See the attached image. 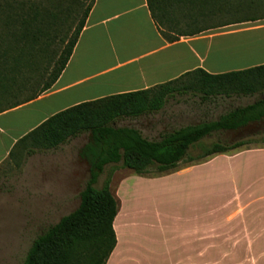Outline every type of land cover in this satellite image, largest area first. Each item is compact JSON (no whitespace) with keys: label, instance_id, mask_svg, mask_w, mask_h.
<instances>
[{"label":"rangeland","instance_id":"1","mask_svg":"<svg viewBox=\"0 0 264 264\" xmlns=\"http://www.w3.org/2000/svg\"><path fill=\"white\" fill-rule=\"evenodd\" d=\"M33 1L45 16L41 30L0 33V112L25 103L50 83L94 0ZM151 1L157 22L171 36L264 25V0ZM142 32L141 26L133 30L135 36ZM123 41L115 36L118 44ZM262 61L264 31H256L215 40L208 65L225 72ZM245 98L258 99L177 97L160 114L119 125L135 126L155 140L165 131L215 121L246 105ZM46 104L0 118V155L14 138L60 107ZM263 134L260 125L252 124L207 138L167 172L118 170L111 192L119 205L115 222L121 238L114 223L117 243L107 264H264ZM218 140L246 145L205 157ZM87 143L88 136H81L56 151L19 154L0 165V264H23L35 239L79 208L89 179V164L80 157Z\"/></svg>","mask_w":264,"mask_h":264},{"label":"trees","instance_id":"2","mask_svg":"<svg viewBox=\"0 0 264 264\" xmlns=\"http://www.w3.org/2000/svg\"><path fill=\"white\" fill-rule=\"evenodd\" d=\"M94 2L87 8L50 83L37 96L6 111L38 99L55 85L73 55ZM149 5L156 19L151 0ZM44 19L40 4L33 0H0V33L41 30ZM252 21L255 20L247 22ZM168 39L178 41V37L173 35ZM192 94H203L204 102L221 96L258 99L251 105L228 111L215 121L162 132L155 140L145 137L135 126L119 125L123 121L134 122L160 114L171 100ZM262 121L264 65L218 75L199 69L149 90L83 103L53 115L20 139L9 157L19 154L29 157L38 152L56 151L72 139L87 135L88 143L81 149L80 157L89 164V179L81 193L79 208L38 236L23 264H107L117 243L114 223L119 205L111 192V183L118 170L129 169L143 175L152 169L161 172L176 169L205 139L238 132ZM244 145L245 141L230 144L218 140L211 145L205 157L225 154ZM108 169V177L99 186Z\"/></svg>","mask_w":264,"mask_h":264},{"label":"crops","instance_id":"3","mask_svg":"<svg viewBox=\"0 0 264 264\" xmlns=\"http://www.w3.org/2000/svg\"><path fill=\"white\" fill-rule=\"evenodd\" d=\"M129 4L132 6L128 7ZM140 26L143 32L135 36L133 30ZM221 28L223 27L218 29ZM256 31H264V25L179 36L178 41L171 42L168 39L171 34L165 33L154 18L149 0H95L73 55L55 85L38 99L0 114L1 118L40 103H47L49 107L53 103L60 105L58 110L49 113L22 135L14 138L0 155V165L9 157L20 139L53 115L71 107L149 90L199 69L218 75L264 65L262 61L225 72L208 65L215 40ZM125 34L135 37L126 39ZM117 35L122 41L125 40L118 44L115 42ZM245 99H249V102L244 106L256 101L255 98ZM254 124L260 125L264 133V121ZM115 229L118 238H121L116 222Z\"/></svg>","mask_w":264,"mask_h":264}]
</instances>
